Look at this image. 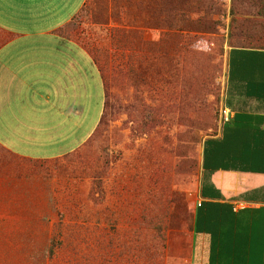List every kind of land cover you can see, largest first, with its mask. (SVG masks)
<instances>
[{"label":"rangeland","instance_id":"374dc122","mask_svg":"<svg viewBox=\"0 0 264 264\" xmlns=\"http://www.w3.org/2000/svg\"><path fill=\"white\" fill-rule=\"evenodd\" d=\"M259 13L264 0H88L71 27L103 71L102 120L0 190V264H190L227 52Z\"/></svg>","mask_w":264,"mask_h":264},{"label":"crops","instance_id":"0c3cea01","mask_svg":"<svg viewBox=\"0 0 264 264\" xmlns=\"http://www.w3.org/2000/svg\"><path fill=\"white\" fill-rule=\"evenodd\" d=\"M87 2L0 0V190L23 161L84 147L101 122L102 72L71 27ZM225 106L203 144L190 264H264L263 47L229 48Z\"/></svg>","mask_w":264,"mask_h":264},{"label":"trees","instance_id":"16d2710c","mask_svg":"<svg viewBox=\"0 0 264 264\" xmlns=\"http://www.w3.org/2000/svg\"><path fill=\"white\" fill-rule=\"evenodd\" d=\"M231 14L235 15L233 8L231 9ZM262 14L263 13H259L258 16H256L255 18L245 17L242 19L241 30H240L241 33H240V36L237 37L235 40L236 44L240 46H245V47H263L264 48V38H261V37H264V15ZM233 22L235 23V19ZM251 31H256L260 35L256 34L257 35L256 38H253L252 36H250ZM100 69L102 72V80H103V84L105 87V78H104V74H103L101 66H100ZM55 245H56L55 240L51 239V246H50L51 250L54 249Z\"/></svg>","mask_w":264,"mask_h":264},{"label":"built area","instance_id":"2783aa9c","mask_svg":"<svg viewBox=\"0 0 264 264\" xmlns=\"http://www.w3.org/2000/svg\"><path fill=\"white\" fill-rule=\"evenodd\" d=\"M230 114H231L230 110L226 106H223L221 109V118L223 122L229 120Z\"/></svg>","mask_w":264,"mask_h":264}]
</instances>
